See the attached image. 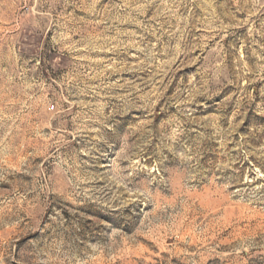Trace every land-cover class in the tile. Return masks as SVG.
I'll return each mask as SVG.
<instances>
[{
	"label": "rangeland",
	"instance_id": "1",
	"mask_svg": "<svg viewBox=\"0 0 264 264\" xmlns=\"http://www.w3.org/2000/svg\"><path fill=\"white\" fill-rule=\"evenodd\" d=\"M0 264H264V0H0Z\"/></svg>",
	"mask_w": 264,
	"mask_h": 264
}]
</instances>
